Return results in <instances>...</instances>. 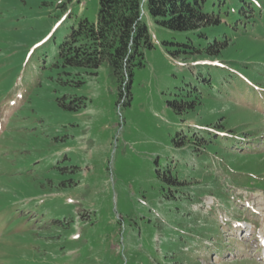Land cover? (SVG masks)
Segmentation results:
<instances>
[{
    "label": "rangeland",
    "instance_id": "374dc122",
    "mask_svg": "<svg viewBox=\"0 0 264 264\" xmlns=\"http://www.w3.org/2000/svg\"><path fill=\"white\" fill-rule=\"evenodd\" d=\"M255 1L260 15L215 58L172 59L162 41L176 33L146 17L153 47L119 96L105 66L58 83V45L79 18L95 20L96 0H0V264H264ZM65 94L83 103L65 110ZM195 94L179 114L175 102Z\"/></svg>",
    "mask_w": 264,
    "mask_h": 264
},
{
    "label": "trees",
    "instance_id": "16d2710c",
    "mask_svg": "<svg viewBox=\"0 0 264 264\" xmlns=\"http://www.w3.org/2000/svg\"><path fill=\"white\" fill-rule=\"evenodd\" d=\"M96 2L95 20L79 18L69 27L68 33L58 45L56 64H59L64 74L58 83L62 86H80L83 77H93L101 66H105L116 81L119 96L122 91H129L134 68L142 65L144 51L153 47L146 17L154 26L176 33L170 40L162 41L165 53L172 59L187 61L199 56H219L227 44L233 41L231 36L236 34L235 31L241 26L240 21L245 24L255 22L252 19L261 13L260 4L256 5L251 0ZM67 72L77 73L76 77L71 79L73 83H65V79L69 77ZM206 72V77L200 81L211 87L212 72ZM187 94L184 97L190 96ZM66 95L58 99L60 106L65 110H75L83 103L82 97ZM200 101V94H195L194 98H184L174 105L179 114H186ZM178 133L176 131L171 139L176 147L182 142ZM201 135L199 139L206 141V144L214 143L209 136L204 137L203 133ZM191 138L194 139L193 136ZM184 145L186 142L182 143V146ZM166 180L176 182L175 177L170 174L166 175Z\"/></svg>",
    "mask_w": 264,
    "mask_h": 264
}]
</instances>
